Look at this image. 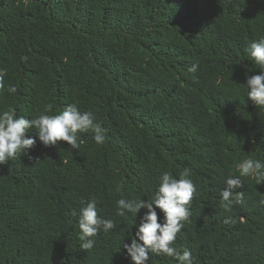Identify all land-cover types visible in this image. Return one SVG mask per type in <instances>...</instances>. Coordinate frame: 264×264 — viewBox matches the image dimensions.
<instances>
[{
	"label": "trees",
	"instance_id": "obj_1",
	"mask_svg": "<svg viewBox=\"0 0 264 264\" xmlns=\"http://www.w3.org/2000/svg\"><path fill=\"white\" fill-rule=\"evenodd\" d=\"M209 1L0 0V264H264V0Z\"/></svg>",
	"mask_w": 264,
	"mask_h": 264
},
{
	"label": "clouds",
	"instance_id": "obj_2",
	"mask_svg": "<svg viewBox=\"0 0 264 264\" xmlns=\"http://www.w3.org/2000/svg\"><path fill=\"white\" fill-rule=\"evenodd\" d=\"M168 1H176V0H158V5H163L165 2ZM218 2L222 4V2H227V0H218ZM211 3L212 2L209 0H188L187 3L179 4L174 11L175 13H179L178 16H180V18L183 21H185L187 19L195 17L199 9L204 8L207 12V21H208L211 19V15L209 12ZM203 94L206 95V92ZM181 95L190 97L189 92H185V90L182 91ZM196 111L197 110H194L193 112ZM240 167H238V169H240ZM253 170H256V168H251L248 174L251 175ZM263 173L264 172L262 171V174ZM86 233L88 234V239L95 237V231H93L92 229H88ZM85 243L89 245V242L87 243L86 239H85ZM167 258L170 259L168 261L170 264H193L194 262L193 257L190 254H187L183 250L172 251V255H169Z\"/></svg>",
	"mask_w": 264,
	"mask_h": 264
}]
</instances>
